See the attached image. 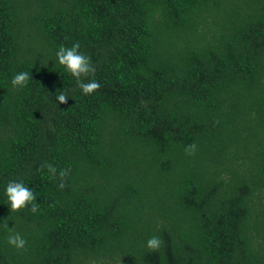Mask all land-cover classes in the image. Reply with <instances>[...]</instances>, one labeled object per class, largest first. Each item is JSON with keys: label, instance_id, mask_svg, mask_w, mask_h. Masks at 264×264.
<instances>
[{"label": "trees", "instance_id": "obj_1", "mask_svg": "<svg viewBox=\"0 0 264 264\" xmlns=\"http://www.w3.org/2000/svg\"><path fill=\"white\" fill-rule=\"evenodd\" d=\"M0 264H264V0H0Z\"/></svg>", "mask_w": 264, "mask_h": 264}, {"label": "clouds", "instance_id": "obj_2", "mask_svg": "<svg viewBox=\"0 0 264 264\" xmlns=\"http://www.w3.org/2000/svg\"><path fill=\"white\" fill-rule=\"evenodd\" d=\"M80 43L76 42L71 47L60 46L56 52V58L61 66H63L67 72L76 79L78 86L82 90L84 95H91L98 91L101 85L95 80H86L90 74H94L95 68L92 63L90 56L85 55L80 51ZM29 80V74L27 72L17 73L11 83L14 87L22 88L25 87ZM57 100L59 104H67L69 96L61 91ZM196 149L195 144H191L186 148L188 154H194ZM48 171L54 177L56 175V168L52 165H47ZM69 170H61L59 175L61 183L59 187L63 189L65 184L63 183L64 178L68 175ZM7 199L10 204L11 211H20L24 208H28L31 205L30 211L36 213L39 209L36 201L34 192L26 186L22 181H10L5 189ZM8 243L17 249H25L27 241L19 234H11L8 236ZM161 240L153 236L147 241V247L150 250H158L161 246Z\"/></svg>", "mask_w": 264, "mask_h": 264}]
</instances>
